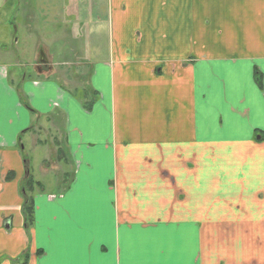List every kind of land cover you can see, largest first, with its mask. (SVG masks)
<instances>
[{
	"label": "crops",
	"instance_id": "obj_1",
	"mask_svg": "<svg viewBox=\"0 0 264 264\" xmlns=\"http://www.w3.org/2000/svg\"><path fill=\"white\" fill-rule=\"evenodd\" d=\"M0 264H264V0H0Z\"/></svg>",
	"mask_w": 264,
	"mask_h": 264
},
{
	"label": "rangeland",
	"instance_id": "obj_2",
	"mask_svg": "<svg viewBox=\"0 0 264 264\" xmlns=\"http://www.w3.org/2000/svg\"><path fill=\"white\" fill-rule=\"evenodd\" d=\"M21 35L23 36V31L21 32ZM31 43H28V46L30 47ZM50 57L52 56V53H45L44 57ZM47 60V59H45ZM50 61H52L51 57L49 58ZM52 63V62H51ZM30 66H28V68H26L24 71L31 74V78H35V71H33V69L31 68V66L33 65V61L31 60ZM54 65V64H53ZM43 69L41 70L44 74L46 73L49 74V72H51L52 70L48 69V66L42 67ZM53 73L54 76L57 80H59L62 83V86L65 87L66 89H72V93H75V86L77 88H79V85H85V79H84V70L79 72V68H68V66H62V67H53ZM40 70V69H39ZM83 72V73H82ZM75 73L77 75H75ZM82 73V74H81ZM73 76V77H71ZM86 76V74H85ZM85 88H88L85 87ZM53 136V133L49 134V136L46 135V139L47 140H51V137ZM54 143V142H53ZM59 146V143L57 142L56 147ZM60 150V149H59ZM61 151V150H60ZM57 152V151H56ZM62 152V151H61ZM25 154L28 157L32 158V167L34 168V173L35 175L40 178V180H42L45 183L50 184V189H53V183H54V177L53 174L54 172L61 173V172H66V170L68 169V162H67V158H65L64 153L62 152L61 154L63 155L61 159H59L58 157H56L58 162H62V164L60 165H56V163L54 162V164L52 165H48V166H52L50 168V171L44 175H42L40 172L37 171V165L36 162L39 161L40 159H51L52 160V153L49 154V150L47 148H43L42 146L38 147V149H36V151H30V149L27 147L25 150ZM64 163V164H63Z\"/></svg>",
	"mask_w": 264,
	"mask_h": 264
},
{
	"label": "trees",
	"instance_id": "obj_3",
	"mask_svg": "<svg viewBox=\"0 0 264 264\" xmlns=\"http://www.w3.org/2000/svg\"><path fill=\"white\" fill-rule=\"evenodd\" d=\"M254 79H255V82L258 86H261V77H260V74L255 72L254 73ZM77 96L82 99L83 101V106L87 109H89L91 107V105L93 104L94 100L96 99L97 97V94L95 91H90V90H83L82 93L80 92H76ZM57 157L59 159L62 158V152L57 149ZM69 183V179L68 177L64 180L63 184L66 186L67 184ZM34 186L35 187H38L40 188L41 186L39 184H34L33 181L31 179H28L25 183V191H26V196H25V204L23 206V213H24V216H25V222H26V225H31L32 223V203H31V199L27 196V192H32L33 189H34Z\"/></svg>",
	"mask_w": 264,
	"mask_h": 264
}]
</instances>
